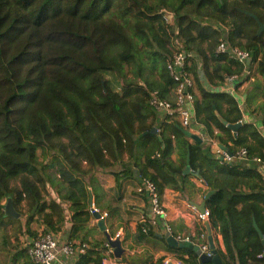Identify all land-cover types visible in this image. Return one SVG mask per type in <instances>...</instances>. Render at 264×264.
I'll use <instances>...</instances> for the list:
<instances>
[{
	"label": "trees",
	"instance_id": "1",
	"mask_svg": "<svg viewBox=\"0 0 264 264\" xmlns=\"http://www.w3.org/2000/svg\"><path fill=\"white\" fill-rule=\"evenodd\" d=\"M160 9L173 13V24L164 22ZM197 12L209 13L206 25L196 19ZM248 14L264 24V1L0 0L3 235L6 227L12 226L14 233L17 225L21 228L19 220L5 215L7 200L28 217L27 225L35 219L47 226L41 235L28 233L33 241L57 232L61 209L46 200V184L61 200L67 190L64 199L72 202L76 216L91 215L83 177L109 169L110 161L123 154L132 157L138 142L146 140L150 149L138 172L141 180L152 182L158 193L166 187L179 190L187 177L183 172L189 152L191 172L211 192L206 210L225 247V253L217 251L221 264H264V248L254 229L255 223L264 238V181L257 168H245L235 160L221 162L207 145H191L176 114L160 121L148 105L154 92L167 101L173 95L177 84L167 69L173 54L180 50L193 54L196 59L186 64L185 74L192 81L195 117L207 135L235 157L238 149L214 131L229 135L216 116L222 103L237 113L233 119L222 115L228 124L240 121L239 110L232 97L210 92L197 68L200 62L213 87L241 72L227 55L216 54L224 39L230 47L249 52L264 76V37L258 36ZM157 124L160 131L154 135ZM243 130L244 139L238 134L229 140L246 151L247 161L257 158L264 163V155L246 144L249 137L264 151V141L256 130L247 126ZM174 151L177 166L170 160ZM54 219L59 223L53 224ZM144 228L148 234L152 230L148 222L141 224V233ZM106 245L88 248L75 257V264H102ZM26 252L27 246L12 256L11 264L22 258L23 264H33ZM185 252L184 264H212L202 263L192 249Z\"/></svg>",
	"mask_w": 264,
	"mask_h": 264
},
{
	"label": "crops",
	"instance_id": "2",
	"mask_svg": "<svg viewBox=\"0 0 264 264\" xmlns=\"http://www.w3.org/2000/svg\"><path fill=\"white\" fill-rule=\"evenodd\" d=\"M190 11L194 13L193 10L190 9ZM195 14L196 19L200 20L201 24L206 25L208 23L206 15L209 13L201 12L199 14V12H197ZM249 16L256 17L253 14ZM173 23L174 15L171 24ZM258 36L264 37V32H261ZM231 60L241 68V72L234 75L237 81L235 84L234 96L219 91L225 86V81L220 87H213V85L208 84L205 78L203 65H198L197 72L201 83L205 85L210 92L226 94L235 101L240 113L239 122H241V124L237 122L240 124V127L234 133L223 125L229 131V135L219 130L214 131V135L220 136L229 147L238 149V153L240 149L229 140V136L234 140L237 135L240 134L244 139L247 136V130L242 131L244 126L256 130L257 134L264 141V76L259 72L257 62L253 63L252 57H250L249 61L245 64L235 61L234 59ZM173 101L174 96L172 95L170 97V102L173 103ZM220 108L221 114H216L218 120L220 117L225 121L222 115L227 116L229 119H233L237 116V113L230 111V107L225 103H222ZM157 118L160 121L165 119L163 115L158 114ZM237 123H227V125H235ZM154 129H156V132L152 131V134L157 135L160 131L159 124H157ZM180 130L182 131L184 129L180 128ZM185 131L201 140L200 143H197L188 137L191 145H207V139L213 140L207 135L204 127L199 122L197 125L195 124ZM165 135L171 137L169 131H167ZM145 141L146 140H140L138 142L132 157L123 154L119 159L110 161L111 166L109 169L104 171L97 170L83 177V184L86 185L85 190L88 197L86 208L98 211L101 218H104L105 232L112 240L115 238H119L120 240V249L122 250L121 258L117 259L114 256V250L107 247L103 252L105 260L102 264L116 263L119 261L125 264H158L159 262L164 263L165 261H168L170 264H184L183 260L188 259L185 250H193L194 247L199 249L202 244L209 245V237L212 238L216 252L220 250L225 253V247L219 233L220 231L213 228L209 219L206 221L198 218L203 204L206 210V200L208 199H206V195L210 192H208L199 177L194 175L191 170L183 181V185H180L179 190L166 187L159 193L165 211L164 218L157 219L159 222L157 226H150L152 230L149 234L140 232L141 224L148 222L151 218L149 202L143 193L138 192V188L143 181L139 173L140 170L144 169L143 161L145 153L150 149V144ZM213 141L216 145L225 148L216 140ZM246 144L249 147L255 148L257 154L264 155V151L255 146L253 139L251 140L248 137ZM170 160L175 166L178 165V155L176 151L173 152ZM239 162L245 168H253L255 166L264 181V174L259 172L260 170H264L263 162H261L259 166L247 160H239ZM81 166L83 169L87 168L84 163ZM147 171L148 173H153L151 169ZM183 173L186 174L185 172ZM45 190L47 194L46 200L57 202L61 209L62 219L60 225H58V230L53 234L50 233L60 247L63 245L79 246L82 244L85 245L87 249H91L93 246H105L107 243L105 233L104 231H100L93 214L90 213L91 215L87 214L83 217L76 216L72 202L64 199L67 190L62 192V195H65L63 196V200L59 199L58 195H56L49 184H46ZM73 191L76 192V190ZM191 207L196 208V211H193ZM14 212L18 214L15 210ZM48 214H50V211H48ZM103 215H105V217H103ZM27 218L26 215L21 216L20 214H18V218H10L16 221L19 220L21 228L17 225V231L14 233L12 226L9 227V230H11L10 233L7 234L14 233L13 239L11 237L9 242L7 239V244H9L8 248L0 246V255L3 253L10 256L16 255L19 250L25 248L33 241V237H31V235L29 236L28 233L41 235V232L47 229L45 223L37 222L35 219L27 225ZM52 223L56 225L59 222L57 219H54ZM165 228L171 230V235H168ZM170 237L178 244L189 243L191 248L170 246L167 241ZM24 261L25 259L23 258L18 259L14 264H23ZM56 264H75V256H61L60 261Z\"/></svg>",
	"mask_w": 264,
	"mask_h": 264
},
{
	"label": "built area",
	"instance_id": "3",
	"mask_svg": "<svg viewBox=\"0 0 264 264\" xmlns=\"http://www.w3.org/2000/svg\"><path fill=\"white\" fill-rule=\"evenodd\" d=\"M158 13L162 15V19L166 24L172 23V12L167 9H160ZM216 54L227 55L230 59H234L235 61H238L242 64L247 63L251 57L250 53L245 50H241L238 47H230L224 39L219 40L218 46L216 48ZM192 59H196L193 54L180 50L173 54L167 64V69L173 81L177 84L173 92V103L159 98L157 92L152 93L148 101L149 107L153 109L158 115H163L166 117L176 114L179 118L180 125L184 130H188L191 126L198 124L194 111V96L191 92L192 81L185 74V66ZM200 64L201 63L199 62L198 65ZM236 82L235 76L226 78L224 84L225 86L219 91L234 96ZM239 123L241 124V122ZM207 146L209 147L212 155L221 162L230 163L233 160H247L246 151L244 149H240V151L236 153L235 157H232L226 152V150H223L220 146L216 145V143L211 139H207ZM249 162L255 163L258 166L261 165V161L257 158H253L249 160ZM259 172L264 174V170H260ZM138 192L145 195L150 205L151 218L149 219L148 224L154 227L157 226L159 223L157 219H163L165 211L155 185L152 182L143 180L142 184L138 188ZM191 209L196 211V208L194 207H191ZM90 213L93 214L99 212L95 209H91ZM103 217H105V215H103ZM198 218L207 221L209 219V212L205 210L203 213L198 214ZM165 229L168 235H171V230L169 228ZM143 233H147L146 228L143 229ZM106 247L109 246L106 245ZM86 249L87 248L85 245H63L60 247L51 234H44L39 236L27 246L26 253L33 264H56L60 261L61 256L77 257L79 254H85ZM199 250L202 254L210 255L209 247L206 244L201 245ZM164 263L170 264L168 261H165ZM109 264L125 263L119 261Z\"/></svg>",
	"mask_w": 264,
	"mask_h": 264
},
{
	"label": "water",
	"instance_id": "4",
	"mask_svg": "<svg viewBox=\"0 0 264 264\" xmlns=\"http://www.w3.org/2000/svg\"><path fill=\"white\" fill-rule=\"evenodd\" d=\"M252 18L256 21V23L258 25V34H260L261 32H264V25L256 17L252 16ZM219 121L222 123V125L226 126L229 130H231L234 133L240 127L239 123H237L235 125H227V123L225 121H223L220 117H219ZM153 132H156V129H153ZM182 133L185 134L187 137H190L192 140L196 141L197 143L201 142V140L198 137L190 135V133H188L185 130H182ZM221 148L223 150H226L223 147H221ZM184 172L186 174L190 173L189 152H187L186 168H185ZM193 174L196 175L197 177H199L197 173H193ZM210 195H211V192L206 195V199ZM204 211H205V205L203 204L202 207H201V213H203ZM5 215L8 218H18V214H16L14 212V210L12 209V204H11L10 200H7V203L5 205ZM93 217L97 221V226L99 227L100 231H104L105 238H106V241H107L109 247L114 250V256L117 259H120L121 255H122V250L120 249V240H119V238H115L114 240H112L111 237L105 232L104 218H101L100 213H93ZM254 229L257 232L259 238L261 239V243H262V246L264 248L263 235H262V233L260 232V230L258 229V227L256 226L255 223H254ZM167 241H168V244L170 246H173V247H184V248L185 247H190L191 248V245L189 243L178 244L176 241L173 240L172 237H170ZM208 243H209L208 247H209L210 255L202 254L201 251L198 248H196V247L193 248L194 252L198 255V257H199V259H200V261L202 263L210 262L212 264H221V260H220V258L217 255V252H216V249L214 247V244L212 242V238L211 237H209ZM263 257H264V253H263Z\"/></svg>",
	"mask_w": 264,
	"mask_h": 264
},
{
	"label": "rangeland",
	"instance_id": "5",
	"mask_svg": "<svg viewBox=\"0 0 264 264\" xmlns=\"http://www.w3.org/2000/svg\"><path fill=\"white\" fill-rule=\"evenodd\" d=\"M194 10V9H193ZM203 11V10H202ZM9 229V227L7 228L6 227V230L5 231H7V233H10V230H8ZM9 231V232H8ZM5 235H7L6 237L7 238H5V240H6V242H7V239H8V242L10 241V239H11V237H12V239H13V235H14V233H11V234H5ZM5 235H3V232L2 231H0V246L1 247H4V248H8L9 247V244H4V240H3V236H5ZM12 258V256H10V255H6V254H2V255H0V264H11V259Z\"/></svg>",
	"mask_w": 264,
	"mask_h": 264
}]
</instances>
